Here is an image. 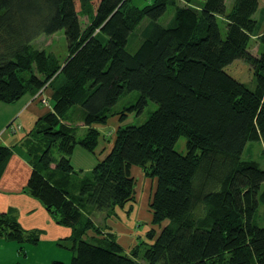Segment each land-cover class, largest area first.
I'll list each match as a JSON object with an SVG mask.
<instances>
[{
	"label": "trees",
	"instance_id": "trees-1",
	"mask_svg": "<svg viewBox=\"0 0 264 264\" xmlns=\"http://www.w3.org/2000/svg\"><path fill=\"white\" fill-rule=\"evenodd\" d=\"M169 6L174 15L163 24ZM258 9L259 0H234L229 11L226 0H154L142 7L132 0H0V102L53 90L52 110L29 131L33 169L25 188L73 228L71 264H264V167L242 156L249 141L264 142V52L250 47L264 29ZM61 29L64 63L32 43ZM237 58L254 67L255 89L226 71ZM133 91L135 102L116 110ZM149 100L157 106L147 119L119 123L109 152L78 173L75 147L96 151L100 124L113 116L123 122ZM182 135L186 153L175 148ZM54 148L61 152L56 160ZM12 152L0 145V174ZM134 165L156 179L154 224L168 221L159 234L148 231L153 241L142 243L144 260L140 243L127 254L111 235L86 236L97 230L90 208L114 210L133 200ZM1 236L25 240L9 212H0Z\"/></svg>",
	"mask_w": 264,
	"mask_h": 264
},
{
	"label": "crops",
	"instance_id": "crops-1",
	"mask_svg": "<svg viewBox=\"0 0 264 264\" xmlns=\"http://www.w3.org/2000/svg\"><path fill=\"white\" fill-rule=\"evenodd\" d=\"M46 93L50 101L51 93ZM36 96L37 94L27 92L12 102H18L19 105L13 108L11 113L0 114V145H7L13 149L0 174V212H9L14 216L26 237H36V240H28L29 238L25 237V240L19 242L1 236L0 264H71L73 256V251L70 249L73 228L58 223L44 203L38 197L28 193L25 188L33 169L30 145L27 142L29 131L40 117L52 110L51 101L48 102L49 104L44 103ZM7 110L10 111V109ZM27 119L33 125L30 128H25V125L29 127L24 122ZM118 119L119 117L116 119L117 123H120ZM15 121L19 122V130L15 126H10ZM113 138L114 136L110 146L100 143L103 151L101 158L109 152ZM145 211V208L142 209V206L134 200L123 207H117L116 214L107 219L109 226L106 225V230L110 231L109 235L122 245L127 254H131L132 249L141 240L149 243L153 241L146 236L148 231L155 227L153 213L151 208L147 209L146 213ZM102 212L90 208L86 213L89 215ZM86 236L99 241L97 239L99 236L94 233L93 228L87 231Z\"/></svg>",
	"mask_w": 264,
	"mask_h": 264
},
{
	"label": "rangeland",
	"instance_id": "rangeland-1",
	"mask_svg": "<svg viewBox=\"0 0 264 264\" xmlns=\"http://www.w3.org/2000/svg\"><path fill=\"white\" fill-rule=\"evenodd\" d=\"M233 1L234 0H226L227 11H229L231 9ZM152 2H154V0H132V4H134L136 6H140V7L145 6L147 4H151ZM173 15H174V9L172 6H169L167 12L165 14H163V16L159 19V21L162 22L163 24H167L173 18ZM255 16L257 19H260V24H261L263 17H264V0H259V9L255 13ZM81 20L85 24L87 21V16L83 15L81 17ZM218 20H219V24L221 27V31L223 34H225L226 28H225V23H224L223 17L219 16ZM147 22H148V19L145 18L137 26V30L133 34L132 39H131L132 46H129L130 50L133 51L138 46L137 43L141 40L142 29L146 25ZM262 28H264V22L262 23ZM263 30L264 29H261L260 35L262 34ZM260 35L258 33L257 35L255 34L251 38L250 47H251V51L253 53H257L259 48H260L259 53L264 52V37L260 36ZM261 42H263V44ZM32 43L39 48H45L46 50L55 53L59 57V59L62 61V63H64L65 58L67 57V41H66V36H65L63 29H61V30H59L53 34L42 33L39 36H37L35 39H33ZM225 69L227 72H229L235 78H237L241 82L245 83L249 88H251V89L256 88L257 77L255 74L254 67L249 62L245 61L242 58H237L234 61H232L231 63H229L225 67ZM44 88H46V90ZM47 89H48V91H47ZM40 91H43L42 93L45 94L47 98H49V96L47 95L46 92L51 93V95L53 92L52 88L51 87L49 88L48 86L43 87L38 92H40ZM137 97H138L137 91L130 92L128 95L124 96L116 104L115 109L121 110L125 106L131 105L132 103L135 102ZM17 105H19L18 102L7 103V102L1 101L0 102V114H3L5 112L11 113L13 108L17 107ZM156 106H157V104L154 101L149 100L148 104L146 105V107L144 108V110L142 112H136V111H133L130 113L128 112L126 120H124L123 122H120V123H122L123 125L141 124L147 119L150 112H152V110H154L156 108ZM3 107H10V108H3ZM7 109H10V111ZM78 111H79L78 109L76 111H74L75 114H78ZM117 118H118V116H113L109 119V121L106 124H100L99 125L100 131H101L100 143H103V144L106 143V146H108V145L110 146V142L112 141L111 138L113 136H115L114 130L116 129V127L119 124V123H117V120H116ZM17 119L23 120L22 118H17ZM75 120H77V119H75ZM24 122L29 125V127L27 125H25V128H30L31 126H33V125H31V122L28 121V119L25 120ZM18 123H19L18 121H15V123L13 122L10 126H15V128H17V130H19ZM76 123L79 124L78 122H76ZM83 133H84V130L81 129L79 131V135H83ZM107 134H110V135H107ZM104 135H105V138L103 137ZM186 143H187V138H186V136L182 135L178 139V141L176 142L175 148L179 152L186 153L187 152ZM101 148H102V145L99 144L96 148V151L91 152V151L86 150L85 148H83L82 146H80L78 144L75 147V149L71 155V161H72V164L75 166L76 171L78 173L82 174L83 172L91 170L93 168V166L96 164V162L99 160V158H101L103 156V153H102L103 151L101 150ZM60 156H61V152L58 151L56 148H54L53 160L58 159ZM242 156H243L244 160L254 161L257 164H259L260 166L264 167V142L262 140L249 141L247 143V146H246L245 151H244ZM53 166H54V164H52V167ZM130 171H131V175L135 178V181H136L135 195H134L133 200H131V201L135 200V203L142 206V209L145 208V210L147 211V209L151 208L150 203L152 201V197H153L154 192H155L156 179L154 176L147 174L144 171L143 167H141V166H135L134 165L131 167ZM74 176L76 177V175H74ZM117 207H119V206H117ZM116 208L114 210L113 209L108 210V211L104 210L102 213H96V214L91 213V214H89V217H91V219L94 221L95 226L97 227V230H95L93 228V231L96 235H98L100 237V238L99 237L97 238L98 240H104V239L110 238L109 237L110 231L106 230V227L109 226L107 224V219L116 214ZM261 209H264V205L261 206ZM130 210H128V211H130ZM199 210H200V204H198L196 206V212H198ZM146 211L144 213H146ZM167 222H168L167 220L163 221L159 225L158 224L154 225V222H153V225L156 227V229H155V227H153V229L157 230L156 231V233H157L163 227V225L166 224ZM142 223H144V222H142ZM146 236H148V235H146ZM148 239H151V238L148 237ZM142 243H149V242H145V241L141 240L140 245L137 246V247H139V251H138L139 257L138 258L141 260H144L143 259V252H144L145 247H144V244H142ZM255 264H257V263L255 262Z\"/></svg>",
	"mask_w": 264,
	"mask_h": 264
},
{
	"label": "built area",
	"instance_id": "built-area-1",
	"mask_svg": "<svg viewBox=\"0 0 264 264\" xmlns=\"http://www.w3.org/2000/svg\"><path fill=\"white\" fill-rule=\"evenodd\" d=\"M43 91L38 92L37 97L40 98V100H42L44 103H48L49 102V98L46 97L45 94L42 93Z\"/></svg>",
	"mask_w": 264,
	"mask_h": 264
},
{
	"label": "bare ground",
	"instance_id": "bare-ground-1",
	"mask_svg": "<svg viewBox=\"0 0 264 264\" xmlns=\"http://www.w3.org/2000/svg\"><path fill=\"white\" fill-rule=\"evenodd\" d=\"M46 90V88H44Z\"/></svg>",
	"mask_w": 264,
	"mask_h": 264
}]
</instances>
